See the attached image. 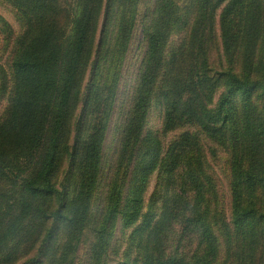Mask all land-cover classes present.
Wrapping results in <instances>:
<instances>
[{"label":"trees","instance_id":"trees-1","mask_svg":"<svg viewBox=\"0 0 264 264\" xmlns=\"http://www.w3.org/2000/svg\"><path fill=\"white\" fill-rule=\"evenodd\" d=\"M5 1L21 27L0 16V264H77L88 234L87 264H264V0H156L144 13L141 0ZM141 17L144 56L104 180ZM153 105L161 124L144 133Z\"/></svg>","mask_w":264,"mask_h":264},{"label":"rangeland","instance_id":"rangeland-1","mask_svg":"<svg viewBox=\"0 0 264 264\" xmlns=\"http://www.w3.org/2000/svg\"><path fill=\"white\" fill-rule=\"evenodd\" d=\"M156 0H141L140 9L141 12L151 11L154 7ZM0 16L3 17L9 25L12 27V30L17 34L20 31V24L16 19L14 8L8 4L5 0H0ZM145 18L141 17L138 19L136 27L133 31L131 41L129 43L127 54L124 58L122 68H121V77L118 84V96L116 98L115 107L113 113L110 117L105 142H104V180L105 177H108L109 172L112 171V166L115 164L118 150V128L124 122L125 112L130 106V94L132 87L134 85L136 76L138 75L139 67L144 56L145 45L143 41V31H142V22ZM181 35H173L170 39L169 45L172 46L176 44ZM9 47L3 44V41L0 42V65L4 68L5 72H8L10 67L11 58L9 56ZM7 106L6 95L0 93V119L4 115L5 108ZM162 118V108L158 105H153L150 109L148 122L145 128L144 133L155 129L160 126ZM177 132L170 133L165 143L173 137ZM213 170L215 172V177L219 191L223 197L225 206L227 210L229 209V191H228V165H227V156L226 153L222 150H218L217 157L211 160ZM103 180V181H104ZM104 183V182H103ZM154 179H151V184L148 188V195L153 189ZM104 185H101L100 194L101 196L104 193ZM91 240V236L88 234L79 249L77 255V264H87L88 260V243ZM116 259L115 254L112 252L109 254V262H112Z\"/></svg>","mask_w":264,"mask_h":264}]
</instances>
